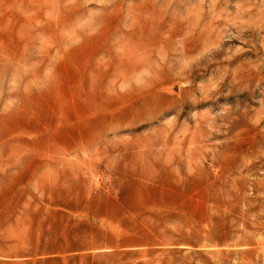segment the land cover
<instances>
[{
  "label": "rangeland",
  "instance_id": "obj_1",
  "mask_svg": "<svg viewBox=\"0 0 264 264\" xmlns=\"http://www.w3.org/2000/svg\"><path fill=\"white\" fill-rule=\"evenodd\" d=\"M0 264H264V0H0Z\"/></svg>",
  "mask_w": 264,
  "mask_h": 264
}]
</instances>
